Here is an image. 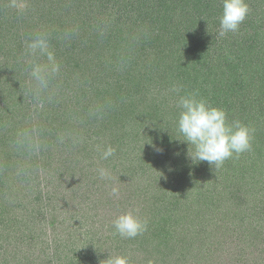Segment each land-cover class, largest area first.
<instances>
[{"label":"rangeland","instance_id":"rangeland-1","mask_svg":"<svg viewBox=\"0 0 264 264\" xmlns=\"http://www.w3.org/2000/svg\"><path fill=\"white\" fill-rule=\"evenodd\" d=\"M255 3L256 8L249 6L250 12L239 32L229 33L231 37L228 34L230 49L214 48L210 39L202 45V33L197 30L196 37L189 35L185 40L187 33L184 35V45L190 42L189 45L182 48L174 44L177 50L181 47L188 51L180 56H176L177 50L173 55L175 39L167 31L169 26L163 19H156L143 0H75L66 10L58 5L46 12L41 10L47 8L40 2L36 4L34 7L44 15L43 24L38 27L45 26L50 33L64 70L51 86V98L44 100L42 108L38 107L26 94L30 84L27 63L21 60L23 43L15 45L14 56L10 54L14 46L9 51L0 47V66L6 65L0 79L19 73L20 68L16 69L10 61L13 57H19L24 70L19 74L25 76L18 92L0 85V116L18 123L13 124L4 139L0 138L3 207L11 205L10 200L17 205L4 218L10 226L11 241L14 235L19 238L17 242L23 243L31 236L38 243L32 242L34 248L42 242L39 247H43L46 239L50 245L49 236L57 241L62 257L69 254L73 262L79 258L80 264H101L106 257L113 256V247L107 248L104 237L116 235L112 225L115 214L131 211L145 219L151 206V214L159 212L172 221L171 207L176 198L170 200L169 207L171 188L184 181L186 172L193 169L191 189L182 191L193 194L188 202L181 200L178 204L187 209L192 223L196 220L198 227L188 236L177 230L171 232L176 237L174 241L183 242L179 246L173 244V264H264V243L250 234L252 228H241L235 218L238 216L242 222V215L252 211L264 213V64L259 65L264 62V40L261 43L255 42L259 38L251 39L255 27L251 19L264 20V1ZM221 8L217 11L219 17ZM210 10H206V15ZM188 12L192 19L189 23L198 29L196 13ZM31 16H18V26L10 22L17 27L11 31L18 34L10 31L11 34L1 37L4 33H0V45L31 34L33 30L20 22L23 18L29 23ZM205 22L202 20V24ZM257 25L264 29V21ZM149 38L156 43L149 42ZM160 43H166V47ZM192 45H196L192 52L185 49ZM174 85L183 86L180 95L198 90L210 105L225 110L229 121L240 120L255 129L251 151L239 157L234 155L218 169L206 161L194 163L188 155L191 146L176 131L178 97L170 91ZM61 132L78 134L84 142L75 146L69 141L60 143L57 134ZM26 135L41 140L39 154L24 143ZM12 139L21 141L20 146L12 149ZM96 144L110 145L115 149L114 155L102 159ZM171 159L179 163L174 173ZM37 166L44 169L43 174L30 177L28 173ZM101 168L108 173L103 179L99 175ZM183 184L188 186L185 181ZM235 189L241 196L238 200L230 198ZM150 196L165 202L155 200L152 205L147 199ZM229 201L240 202L235 205L236 211L228 208ZM32 204L35 207L30 210ZM21 205L31 211L32 221L24 215ZM203 207L207 208L205 215L198 217ZM234 232L240 234L235 233L236 241ZM116 237L121 246L135 249L131 253L136 254L139 264L143 259H153L150 250L156 248L155 244L145 241L144 236ZM100 240L104 243L101 247ZM238 251L243 256L236 263ZM180 255H184L182 263L177 260Z\"/></svg>","mask_w":264,"mask_h":264},{"label":"trees","instance_id":"trees-1","mask_svg":"<svg viewBox=\"0 0 264 264\" xmlns=\"http://www.w3.org/2000/svg\"><path fill=\"white\" fill-rule=\"evenodd\" d=\"M73 1H75V0H31L30 9L28 11V14L30 16L32 14L31 19H30L29 23L23 18L20 19V22L24 23V25L26 26V28L28 30L32 29L34 31L38 27V24H40V23L43 24V19H44V15L42 13H40L38 8L34 7V6H36V4H38L40 2L43 7L47 8V9H41V10L43 12H46L50 7L58 6V5H60V8L64 7L66 10L67 6ZM143 1H145V3L147 4V8L157 16L156 19L157 18L159 20L163 19L165 21V23L169 26L167 31H169L175 39L173 41V55H175L174 52H175V50H177V48H175L174 46L176 44H178L180 46L182 45V48H183L184 46L189 45L190 42H188L184 45L186 38H188L189 35H191L192 37H196L197 30L199 31V33H202L199 37V39H200L199 42L202 43V45H206L208 43V40L210 39L211 40V42H210L211 46H213L214 48H218L221 51H223L222 49H224V48L230 49L229 48L230 45H227L229 42V41H227L229 39L228 35L223 37V38H220L218 36V31H219V26H220L219 25V18L220 17L218 16L217 11H221V9H222L221 6L223 3L222 1L219 0L220 1L219 2L218 0H169L168 3L165 0H143ZM255 1L256 0H248L246 2L253 9V8H256V6H257ZM49 3H51V4H49ZM78 4H81V3L78 2ZM189 6H191L190 9H188ZM208 9H211V10H210V13L209 14L207 13V15H206V10H208ZM188 11H193L196 13V16L194 17V19L200 25V26H197V23H196V26L198 27V29L195 27H192L191 23H189L192 21V19L189 17V16H191V13H189ZM212 12H214V14H212ZM33 14L36 15V17H34ZM165 14H167V15H165ZM17 18H18L17 15L11 14V12L8 11L3 6V0H0V33L1 34L4 33V35H2V36L0 34L1 37H4L5 33L7 35L11 34L10 33L11 28H17L16 26L12 27L11 25H9L10 22L14 21L18 26L17 21H15V20H18ZM202 20H205L206 24L203 23L204 24L203 25ZM251 20H252L251 22L255 24V27H253V33L254 34L252 35L251 39L259 38L255 42H258L261 40V43H263L264 29L262 28V26L257 25V24L258 23L260 24V22L264 21V20L260 19V20H256V22L253 19H251ZM182 21L186 22L187 25L185 26ZM42 27H45V26H42ZM201 28H203L204 31ZM11 32L13 34H18L16 31H15L16 33H14L13 31H11ZM18 32H19V29H18ZM166 33L168 34V32H166ZM186 33H187V35H185ZM184 35H185V40H184ZM229 35H230V37L232 36L231 34H229ZM131 38L132 39H130V42H132V40H133V37H131ZM154 39L158 40L157 37H155ZM66 41H68V40H66ZM148 41L152 42L153 44L156 43L151 38H149ZM197 42L198 41H195L194 43H197ZM21 43H23V39L19 38V37H15L12 42L7 43V44H5V42H3L2 45H0V47H1V50L4 48H7L9 51L11 49V47L14 46V49L10 52V54L13 55L12 52H14L16 50V47H17L15 45H21ZM10 44H11L10 47H5L6 45L8 46ZM165 44L166 43H164V44L162 43L161 45H164L163 47L165 48L166 47ZM117 45H119V44H117ZM195 46L196 45H192L191 47H187L185 49L190 50L192 52V50L195 49ZM178 48H179V50H177V51H179V52H177L178 54L176 56L186 54V53H182V52H188V51L182 50L181 47H178ZM15 59L20 61L19 57L18 58L13 57L12 59H10V61L13 60L12 63H14L16 69L20 68L19 70H17V72H19V73L23 72L24 70L21 68V61L16 62ZM261 64H264V62L259 63V65H261ZM22 65H23V63H22ZM158 65H159V63L157 64L156 68L158 67ZM5 68H6V65L0 66V76L3 73L2 70H4ZM162 69H164L163 66H162ZM19 73H17V76L16 75L12 76L9 74L10 79L6 78V76H5V78L0 79V85L4 84L7 86V88L9 90H11V88H12V90L15 89V91L18 92V90L21 89V86L24 83L23 77H25L24 75H20ZM10 120H11V122L7 121V119L4 116H2V117L0 116V138H2V139H4L3 136H5V134H7L8 131L13 128V126H15L13 124L17 123L15 121H13L12 119H10ZM5 122L8 123V126L3 125ZM9 126H12V127L9 128ZM10 143H11V148L14 149V148L20 146L21 141L19 142V140L12 139V141H10ZM20 149L21 148H17L16 150L18 152H21ZM17 154L18 153H16V155ZM173 158H175V157H173ZM173 160L171 159V163L173 162ZM178 165H179L178 162H173V166L175 168L173 170V173L177 170L176 168L178 167ZM187 167L188 166L184 165L183 169L187 170ZM192 170L193 169H190L186 172L187 175H186L184 181L188 186L185 187V184H183L184 181L180 180V181H178V183H176L174 185V187L171 188L173 194H175V195L172 194L171 198H168V200H169L168 206L169 207L171 205L170 200H172V199L174 200L176 198L174 205L172 204V207H171V209H172V212H171L172 221L167 220V217L164 219L163 216H161V214L159 212H158V214L156 213V215L154 214V212L151 214L150 211L152 212L153 208L151 206L148 207V210L146 212L145 217L147 219L149 218V225H148L147 231L144 232L142 234V236L145 237V241L150 240L151 244L154 243L155 244L154 248L155 247L156 248L150 250V254L152 255L153 259L151 261L143 259L141 264H147V263H149V264H173V244H176L177 246H179V244L183 245V242L181 240H177V239H176V241H174L176 237L174 238V236H173V234H171V232L173 230H177V232H179V233L181 232V234L188 236L190 234L192 235L194 229L198 227L196 220H195L194 224L192 223L191 216H189V214L187 213V209H185L183 207H179L181 204H178L181 200L183 202H188L189 200H187V199L189 198L190 195L193 194V193L188 192V191H190L191 186H192L190 181L193 180V177L195 175V172L193 174H191ZM194 183H196V181ZM4 188H5V186L0 188V264H80L81 259L78 258L77 260H74L75 262H73L72 261L73 260L72 255L70 256L69 254H67L65 257H62L60 255L61 252L59 250V247L57 248V246H56L57 241H54V239H52L49 236H48V239H50V241H51L50 245L48 244L47 239H46L43 247H39L42 245V243H43L42 242L39 245H36V247L34 248L33 243H35V242H33V241H36V240H32L33 237H31V236L28 237L27 239L25 238L24 243H23V240H19L17 242V240L19 238H18V236L14 235L15 238H14V241L12 242L11 241V234L9 233L10 226L7 224V221L4 218H5V214L10 213L12 209H13L12 212H14L17 209V205L15 204V202L13 200H10V201H8V203H10L11 205L7 206L5 204L3 207V198L2 197L4 196V193H3ZM175 189H177V191H173ZM184 189L185 190L188 189V191L182 192ZM30 195L32 196L33 193ZM176 195H179V196H176ZM193 196L196 197V195H193ZM237 197L240 198L241 196L239 195L238 190L235 189L234 192L231 193L230 198L236 200ZM147 199L151 200L152 205H153V202H155V200L158 202L159 201L165 202L161 198H159V197L157 198L155 196H150ZM147 202L149 203L150 201H147ZM229 202H230V206L228 205V208L229 209L233 208V210L236 211L235 205L240 204V202L239 201H236L237 203H234L233 201H229ZM129 206H130V204H129ZM132 206H134L136 208L134 202H132ZM173 206H174V210H173ZM21 207H22L24 215L26 214L27 219L29 221H32L33 216L30 213L31 211L30 212L28 210L26 211V209L23 205H21ZM29 207H31L30 208V210H31L35 206L32 204ZM155 210L156 209H154V211ZM206 210H207V208L203 207L202 211L199 212L198 217L202 214L205 215ZM178 211L182 212L183 215L182 214L179 215ZM121 212H122V210H121ZM167 212H169V211H167ZM45 214L46 213H43V215H45ZM121 214H123V213H121ZM115 216H119V214L118 215L115 214ZM242 216H243L241 218L242 222L239 221L238 216L235 217L236 219H238L239 226L243 229L244 228H247V229L252 228L251 229L252 231L250 234L253 235L255 238H257V240H261L262 243H264V218H263L264 213L252 211V212L245 214V215H242ZM245 217H248V218L244 221ZM250 219H251V221H250ZM245 223H246V225H244ZM32 227L37 229V227L33 223H32ZM43 231L44 230L41 229V233ZM235 233L237 234V232H234V235H233L234 241L238 240L237 235L240 236V234L235 235ZM116 235H118V234H116ZM116 235L111 234V236L104 237V241L107 242L106 246L109 244V246L107 248L113 247L110 250L111 252L113 251V256H117V255L126 256L128 258V264H139L141 261L140 262L137 261L136 254L131 253V251L135 252V249L130 248L129 246H125V247L121 246V243L119 244L120 241H118L116 239V238H118V237H116ZM166 237H168V238L166 239ZM113 242H115V244H117V245H114ZM36 243H37V241H36ZM99 243L101 244L100 247L104 245V243L101 240L99 241ZM141 244L142 243L139 242L137 245L140 246ZM168 244H169V246H167ZM161 248L165 249V250H161ZM118 250H120L119 253H117ZM104 252H107V250ZM179 254H181L180 251H178V255ZM160 255H164L165 257H167V260L166 261L162 260V257ZM241 256H243V255L240 254V252L238 251L237 257H236V263L240 262L239 260L242 258ZM62 258H64V259H62ZM101 258L103 259V255ZM183 258H184V255L179 257V259H177V260L180 263H182ZM106 259H107V257L104 260H106ZM226 260H228V259H226ZM177 264H178V262H177Z\"/></svg>","mask_w":264,"mask_h":264},{"label":"clouds","instance_id":"clouds-1","mask_svg":"<svg viewBox=\"0 0 264 264\" xmlns=\"http://www.w3.org/2000/svg\"><path fill=\"white\" fill-rule=\"evenodd\" d=\"M30 4L31 0H3V6L17 16L26 15ZM222 7L218 31L220 38L239 32L250 12L246 0H223ZM21 60L27 63L30 87L26 94L36 106L42 108L44 100L51 98L52 84L61 77L64 70L63 62L51 43L50 33L45 28L37 27L23 39ZM182 88V85H174L170 89L178 97L176 105L179 114L175 126L183 137V142L191 146L192 151L188 150V155L194 163L206 161L218 169L234 155L239 157L240 154L251 151L255 129L240 120L229 121L225 110L210 105L199 96L198 90L180 95ZM57 139L60 143L69 141L73 146L84 142L82 136L72 133H58ZM24 143L34 154H39L42 144L39 138L33 139L31 135H26ZM96 150L102 159H108L115 153L110 145L96 144ZM43 172L44 169L37 166L28 175L34 177ZM99 175L103 179L108 173L101 168ZM113 195H116L115 189ZM112 225L120 237L132 239L147 231L149 221L146 218L140 219L130 211L117 216ZM101 264H128V258L121 255L109 256Z\"/></svg>","mask_w":264,"mask_h":264}]
</instances>
